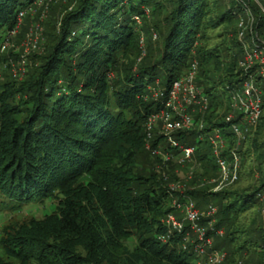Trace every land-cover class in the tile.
Listing matches in <instances>:
<instances>
[{"label": "trees", "instance_id": "1", "mask_svg": "<svg viewBox=\"0 0 264 264\" xmlns=\"http://www.w3.org/2000/svg\"><path fill=\"white\" fill-rule=\"evenodd\" d=\"M37 2L0 0V51L8 32L21 26L18 13L24 10L27 16ZM245 6L255 19V45L262 44L264 14L252 0H75L53 27L39 64L17 85L9 79L0 83V211L57 198L54 214L0 230V247L8 259L18 264L196 263L185 231H168L164 223L178 211L171 201L180 195H171L168 187L178 179V167L171 165L164 180L157 169L160 157L146 146L144 123L161 106L153 89L168 88L193 61L198 64L197 84L209 100L204 132L210 124L221 128L226 123L222 119L231 93L245 78L236 27ZM135 16L144 28L136 25ZM220 26L223 31L214 34ZM141 31L154 33L142 44ZM121 60L123 76L111 81L109 74L119 71ZM250 73L262 92V114L237 153L248 158L254 153L259 185L216 192L194 185L208 171L217 175L218 169L199 150L198 144L208 142L199 140L197 131L176 134L196 146V169H202L184 182L185 196L218 202L214 228L223 233H208L223 237L217 245L224 243L228 255L221 264L241 253H253L257 264H264V228L246 227L240 218L261 203L264 211V80L257 66ZM219 88L228 95L215 93ZM225 136L231 149L235 138ZM161 143L156 136L151 146ZM246 143L252 146L247 151L242 149ZM241 165L233 183L245 172Z\"/></svg>", "mask_w": 264, "mask_h": 264}, {"label": "built area", "instance_id": "2", "mask_svg": "<svg viewBox=\"0 0 264 264\" xmlns=\"http://www.w3.org/2000/svg\"><path fill=\"white\" fill-rule=\"evenodd\" d=\"M242 2V0H225ZM264 14V0H252ZM41 3V0H38ZM242 14H238L236 27L237 39L242 43L244 49L243 58L239 61V66L245 72V78L241 86L231 93L229 112L224 117V121L231 126V133L235 138V146L229 149L228 140L223 131L218 126L210 124L211 135L201 136L206 127L204 120L209 109V100L203 88L197 84L198 64L193 61L188 70L179 78L174 79L168 88H155L152 96L159 101L161 106L151 112L144 123V132L146 146L155 156H159L161 163L157 169L162 171L164 180L169 179L168 171L171 165L178 168L174 173L178 176V169L187 167V178L189 180L193 175V169L197 166L194 155L196 146L191 143H183L176 138V134L185 131L195 130L198 132V139H206L215 163L218 169L217 185L214 191L219 190L225 185L236 181L238 170L240 168V156L237 153V147L245 135L253 132L259 118L262 114V92L256 85L254 77L250 73L253 67L257 66L260 76L264 80V43L255 45L257 33L254 30V17L251 9L245 6ZM24 12L18 13V24ZM18 25L8 32V38L16 33ZM249 40V42H248ZM3 42L1 49L5 47ZM143 44V38H141ZM24 73V69L18 70ZM13 76H16L15 73ZM208 130V131H209ZM207 131V132H208ZM158 136L162 143L152 148L153 138ZM165 148H169L166 149ZM229 149V150H228ZM190 164V166H189ZM169 181V192L178 193L180 199L173 195L172 206L183 214L181 220H178L173 214L167 215L164 219L168 231H185L186 237L189 232L196 235L192 243L196 255V264L205 261L206 264H221L225 259V253L212 248V238L208 231H214L215 234L222 235L223 229L214 228V219L216 208L212 205L207 206L205 210H200L193 203V200L185 196L183 181ZM187 227L188 230L185 228ZM165 236L161 237L164 241Z\"/></svg>", "mask_w": 264, "mask_h": 264}, {"label": "rangeland", "instance_id": "3", "mask_svg": "<svg viewBox=\"0 0 264 264\" xmlns=\"http://www.w3.org/2000/svg\"><path fill=\"white\" fill-rule=\"evenodd\" d=\"M75 0H41V3H36L37 8L30 9L27 16L24 15L20 18L21 26L18 27L16 33L8 38V40L5 41V47L4 49H1V61H0V83L4 81L5 79H9V82L13 85H17L20 81H23L25 78V72L34 65L39 64L38 57L44 53L45 48L49 45L48 40L50 39V34H53L54 30L53 27L56 26L59 23V20L61 17L68 11L71 6H73ZM226 4V3H225ZM39 5V6H38ZM149 8L145 9V16L147 17V23L152 24L151 21H153V15L148 10ZM24 12V10H23ZM136 21V25L143 26L144 23L142 19L135 16L133 18ZM255 22V19H254ZM59 25V24H58ZM58 28V27H57ZM222 26L216 28L213 30V33H219L222 32ZM231 31V30H230ZM152 31H150L151 33ZM150 33L146 34L145 31L140 32V36L146 41V35H149ZM154 32H152L153 34ZM156 33V32H155ZM157 34V33H156ZM155 35V34H154ZM230 37V36H229ZM224 38V37H223ZM218 40H222L221 38H217ZM158 40V34L156 35L154 42V46L156 47ZM218 40H213L212 43H216ZM249 42V40H248ZM133 56H130L129 61ZM5 58V60H4ZM121 60V66L117 69L119 71H113L110 72L109 78L111 81H116L117 79H121L123 76L122 69L124 64ZM7 64V66H5ZM24 69L23 75L22 73L18 72V70ZM116 69V70H117ZM15 73L16 76H13ZM259 73V72H258ZM14 79V80H12ZM198 77V81H199ZM215 93H225V91L221 88L216 90ZM225 95H228V93H225ZM221 100V98H220ZM224 122V119H222ZM223 133L228 134L231 133V126L230 124H224L220 128ZM212 130H209L208 132H202L201 136L205 137L207 135L212 134ZM224 134V135H225ZM264 138V136L262 137ZM226 140H229L228 137H226ZM196 143V142H194ZM199 150L201 152H205L207 156L209 157L211 163L215 165L212 152L208 144H198ZM252 148V146L248 145L246 143L242 149L247 151L248 148ZM239 148V147H237ZM249 154V153H248ZM250 158H248L246 155L245 157L241 154V172L245 170V172L241 173L240 181L237 183H232L223 186L219 190L221 191L223 189L232 190V189H251L252 187H255L259 185L260 181H262V178H260L259 173H257L254 164L256 165L255 161V155L251 151L250 152ZM190 166V164H189ZM248 169H253L250 174L247 175ZM255 169V170H254ZM247 170V171H246ZM178 179H181L180 181L185 182L187 178V172L188 168L183 167L181 169H178ZM202 169H196V167L193 169V173L200 174ZM212 174V175H209ZM217 178L218 174L213 176V173L211 171H208L205 176L200 177V182L194 185H199L202 183L203 185L207 186L210 191H214L215 186L217 185ZM174 180V179H173ZM174 180V181H176ZM189 184V183H188ZM188 186V185H187ZM191 188V187H188ZM215 191V192H216ZM249 191V190H247ZM192 199V198H191ZM193 203L196 205V207L200 210H205L207 206L212 205L213 207L217 208L215 211V215L213 216L214 223H217L218 220V202L212 198H193ZM264 202V201H263ZM57 204V198H46L43 202H35V203H29L26 205H23L20 208L14 209L13 211L10 210H1L0 211V230L7 227L8 229L16 228L20 226L23 223H27L31 220H42L47 216H50L51 214H54L56 212V205ZM178 220H181L183 217V214L180 211H176V215H174ZM241 220L246 223V227H256L261 226L264 228V211L262 210V203L259 204V206L254 207L250 209L249 211L245 212L243 216H240ZM187 238L189 239L190 243H193L195 241L196 235L192 232L188 233ZM223 238V237H222ZM222 238H219L217 236L212 237V248L215 250L222 251L223 253H227L228 251L223 246L224 243L218 244L219 241L222 240ZM127 246L130 248L132 246V242H127ZM197 259V258H196ZM259 260V258L254 255L253 253L236 255L233 258H228L224 264H257L256 262ZM0 263L1 264H18L17 261L8 259L2 252L0 247ZM197 261V260H196ZM194 264V263H193ZM196 264V263H195ZM201 264H206L205 261H201Z\"/></svg>", "mask_w": 264, "mask_h": 264}]
</instances>
